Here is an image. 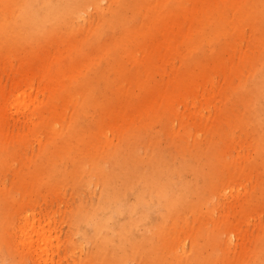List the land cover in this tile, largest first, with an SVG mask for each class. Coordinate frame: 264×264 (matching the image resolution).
Listing matches in <instances>:
<instances>
[{
    "label": "rangeland",
    "instance_id": "obj_1",
    "mask_svg": "<svg viewBox=\"0 0 264 264\" xmlns=\"http://www.w3.org/2000/svg\"><path fill=\"white\" fill-rule=\"evenodd\" d=\"M7 1L9 22L22 19ZM54 2L68 19L44 32L0 27V264H108L82 226L108 188L132 222L130 238L121 217L106 228L124 264H264V0L29 10ZM143 173L183 176L190 192L179 182L174 212L137 205ZM164 223L176 238L158 237ZM28 226L48 236L33 233L38 255L22 243Z\"/></svg>",
    "mask_w": 264,
    "mask_h": 264
},
{
    "label": "bare ground",
    "instance_id": "obj_2",
    "mask_svg": "<svg viewBox=\"0 0 264 264\" xmlns=\"http://www.w3.org/2000/svg\"><path fill=\"white\" fill-rule=\"evenodd\" d=\"M28 1L27 0H19V5H21L22 9L26 8L24 10V17L22 19L17 18V20H15L12 23L9 22V19H7V17L5 16V14H6V12H5L6 8L5 7L10 6L9 1H7L6 4L2 3V5H0V13H1V15H0V27L3 28L2 31L9 33V32H13L15 30H18L19 29L18 24L20 23V20H24V21H27L29 23L28 24V32L29 33L32 32L34 34L35 33L37 34V33L44 32L47 22L54 17L59 16V18L68 19V17L66 16V13H65L66 11L64 9H62L60 6H58L55 2L51 5H49L48 7L47 6L39 7L38 9H33L31 11V10H29L31 3L29 4ZM34 1L36 4H37V2L38 3L41 2V0L40 1L34 0ZM76 1L77 0H75V2H73L69 7L70 9H72V12H74V13H75L77 5H78L77 4L78 2H76ZM110 156H111L110 157L111 159L114 156H116L115 152H113ZM100 165H97V166L100 167ZM161 165H163V164H161ZM164 165H166V167H167V164H164ZM171 169H169V171ZM176 171L179 172L177 169L175 171H170V172H174L173 174H175V173H177ZM182 174H180V175H182ZM177 175H179V174H177ZM134 177H135V175L133 176V179H134ZM181 177L183 178V176H181ZM141 178H142L141 182L140 181L138 182V183H140V185L138 184L139 191L137 193L138 197L136 199V204L137 205H139L140 203L148 204L149 209H151L150 206H152V205H155V206L158 205L160 207L166 206L170 210V212L171 211L174 212L177 210V207H180L179 202L183 201L184 198L186 197V195H184L183 193L184 192L186 193L188 188L189 189L191 188L190 187L191 184L190 185L188 184L189 186H185V185H187V183L183 184L182 178H181V180L180 179L178 180V178L175 177V179L178 180V182L176 183V186H175L176 180H175V182H171V180H170L169 182L161 183L162 180L159 178V181L160 180L161 181L158 183V181H156L154 178H150L149 176H146V173H143ZM129 181H127V182L129 183ZM153 181L155 183L157 182V184L152 183ZM172 181H173V175H172ZM179 182H182L183 189L185 187L186 188L188 187L187 190L185 189V191L183 192V189L180 187L181 185ZM131 186L129 188L130 190H125V191H131L133 188V187L131 188ZM133 186H134V184H133ZM192 188H194V187H192ZM113 189L114 188H108L107 189V192H106L107 195H105L103 202H101L99 205H97L93 208L85 210L83 217H82V226L85 228L86 232L91 233L96 237L97 249H98L97 251L101 250L103 252V254L108 255L110 257V260H108V258H107L108 264H124L123 262L119 261L122 257L118 256V255H120L118 252L116 253V251H115L116 244H114V240H113L114 238H112L111 234L108 231H106V228H107V225L109 224V221H112L115 219L118 220L119 217H121L122 221H119V222L117 221L116 224H124L125 230L127 229V227H129V225H130V227H132L131 226L132 222L128 221L127 220L128 218L126 217V211H127L128 207L126 205L125 199H122V196L119 192H117V195H116ZM193 190H195V189H192L191 192H193ZM115 191H116V189H115ZM117 191H119V190L117 189ZM188 192H190V190L187 191V194H188ZM118 193L120 195H118ZM146 216H147V213L142 215V217H146ZM171 216H174L173 213ZM129 222H130V224H129ZM1 223H0V254L3 253V251H4L2 241H4V235H5V231H6L5 230L6 228L4 227L5 223L2 225H1ZM168 229H167L166 223L162 224L159 227V230L157 232L158 237L164 239L167 236H169V238H170V236H173L174 234L173 235L167 234ZM170 232L171 231L169 229L168 233H170ZM22 233H23L22 236L24 237L22 239V243L25 244L28 248H32V247L36 246V252L38 255V250L41 248V245L39 243L41 237H39L35 241L34 240L35 237H34L33 233H37L39 235H42V238H48V236H46L43 232L41 233V230H38V229L35 230L34 226L22 227ZM130 236L131 235H130L129 228H128L124 233H122L121 238H126V237L130 238ZM173 237L176 238L175 235ZM148 238H152V237H148ZM166 240H168V238ZM136 246H138V245H136ZM143 246H145V245H143ZM44 253H45L44 251H42L40 253L41 259L44 256L43 255ZM87 262L88 261H86V263ZM183 263L185 264V262H183ZM1 264H7V263L3 262Z\"/></svg>",
    "mask_w": 264,
    "mask_h": 264
}]
</instances>
